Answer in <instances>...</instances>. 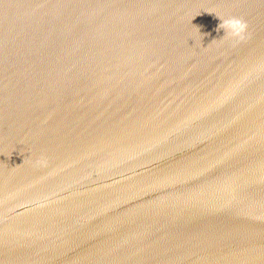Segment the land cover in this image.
I'll return each mask as SVG.
<instances>
[{
    "label": "water",
    "instance_id": "95a60500",
    "mask_svg": "<svg viewBox=\"0 0 264 264\" xmlns=\"http://www.w3.org/2000/svg\"><path fill=\"white\" fill-rule=\"evenodd\" d=\"M16 5L91 48L0 102V264H264V0Z\"/></svg>",
    "mask_w": 264,
    "mask_h": 264
},
{
    "label": "bare ground",
    "instance_id": "6f19581e",
    "mask_svg": "<svg viewBox=\"0 0 264 264\" xmlns=\"http://www.w3.org/2000/svg\"><path fill=\"white\" fill-rule=\"evenodd\" d=\"M0 8V102L16 100L11 98L13 93L15 95L17 89L22 90L28 82L37 85L39 81L36 79L37 76L45 75V78H51L47 77L51 74L48 67L53 63L68 62L73 55L64 54H69V51L73 50V54H77L81 47L91 48L90 45L85 46L81 43L85 40L84 36L81 37L80 44L70 38L69 34L64 33L58 39L63 43L62 48L49 44L48 49V43L44 39V34L50 31L48 24L41 19L34 23L23 22L21 14L23 10L17 7L16 0H0ZM7 84L10 86L7 87ZM8 89H12L13 93L8 92ZM14 113L12 112V115ZM18 118L19 116L15 117L16 120ZM4 119L0 116V123Z\"/></svg>",
    "mask_w": 264,
    "mask_h": 264
},
{
    "label": "clouds",
    "instance_id": "9594fccd",
    "mask_svg": "<svg viewBox=\"0 0 264 264\" xmlns=\"http://www.w3.org/2000/svg\"><path fill=\"white\" fill-rule=\"evenodd\" d=\"M224 23L229 26L232 34L235 36H240L246 28V25L237 19L227 20Z\"/></svg>",
    "mask_w": 264,
    "mask_h": 264
}]
</instances>
